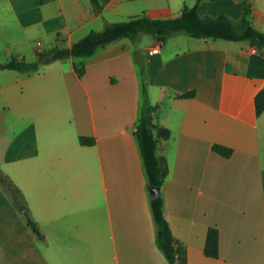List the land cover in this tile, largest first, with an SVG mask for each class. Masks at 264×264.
I'll return each mask as SVG.
<instances>
[{
  "label": "crops",
  "instance_id": "0c3cea01",
  "mask_svg": "<svg viewBox=\"0 0 264 264\" xmlns=\"http://www.w3.org/2000/svg\"><path fill=\"white\" fill-rule=\"evenodd\" d=\"M100 1L97 14L90 0H0V63L34 62L38 52L69 48L107 23L174 18L195 4ZM251 1L252 24L264 32V0ZM242 11L241 0L203 2L205 15L239 21ZM150 37L31 74L0 70V170L26 207L17 210L0 188V264H169L156 243L134 134L142 105L135 50L154 124L170 132L157 150L167 167L160 193L187 264H264V111L257 116L254 106L264 91V52L183 33L164 43ZM188 92L194 96L177 97ZM214 144L232 155L217 154ZM210 227L219 231L218 258L204 254Z\"/></svg>",
  "mask_w": 264,
  "mask_h": 264
},
{
  "label": "trees",
  "instance_id": "16d2710c",
  "mask_svg": "<svg viewBox=\"0 0 264 264\" xmlns=\"http://www.w3.org/2000/svg\"><path fill=\"white\" fill-rule=\"evenodd\" d=\"M204 1L195 0L193 6L185 5L181 13L174 18L153 19L142 15L127 21L107 23L102 30L90 31L69 48L60 46L47 48L37 53V59L34 62L13 58L8 62L0 63V70H15L27 74L35 73L43 66L57 60L91 57L99 49L124 39L137 44L143 34L150 35L164 43L172 36L183 33L198 39L246 43L264 52V32L257 29L250 19L251 0H241L243 11L239 21H234L225 14L205 15L203 13ZM90 2L95 13L98 14L102 11L103 6L100 0H90ZM133 55L142 80V105L134 134L138 141L148 187L159 188L158 195L150 197L151 212L156 224V243L169 264H187L186 252L176 245V240L165 218L163 199L160 193V188L167 174V167L164 159L157 156V150L160 139L169 138L170 132L168 129L154 124L156 106L151 105L148 100L144 59L139 50H135ZM76 70L79 74H83L84 66H77ZM193 96L194 92L177 95L179 98ZM254 106L255 114L261 115L264 111V91L256 94ZM79 140L83 145L94 143V140L88 137H80ZM212 150L226 158H229L233 153L232 149L218 144H214ZM0 188L11 198L17 210H25L24 198L20 189L1 170ZM25 219L31 230L38 235L35 222L26 214ZM204 254L211 258L219 257V231L216 227H210L207 230Z\"/></svg>",
  "mask_w": 264,
  "mask_h": 264
},
{
  "label": "water",
  "instance_id": "95a60500",
  "mask_svg": "<svg viewBox=\"0 0 264 264\" xmlns=\"http://www.w3.org/2000/svg\"><path fill=\"white\" fill-rule=\"evenodd\" d=\"M148 191L150 193V195L153 196H157L159 193V188L156 187H148Z\"/></svg>",
  "mask_w": 264,
  "mask_h": 264
},
{
  "label": "built area",
  "instance_id": "2783aa9c",
  "mask_svg": "<svg viewBox=\"0 0 264 264\" xmlns=\"http://www.w3.org/2000/svg\"><path fill=\"white\" fill-rule=\"evenodd\" d=\"M158 48H159V46H156L155 48H152L151 52L152 53H157L158 52Z\"/></svg>",
  "mask_w": 264,
  "mask_h": 264
},
{
  "label": "rangeland",
  "instance_id": "374dc122",
  "mask_svg": "<svg viewBox=\"0 0 264 264\" xmlns=\"http://www.w3.org/2000/svg\"><path fill=\"white\" fill-rule=\"evenodd\" d=\"M145 38L147 39V38H151V37H150V35H146V34H145ZM146 39H145V40H146Z\"/></svg>",
  "mask_w": 264,
  "mask_h": 264
}]
</instances>
